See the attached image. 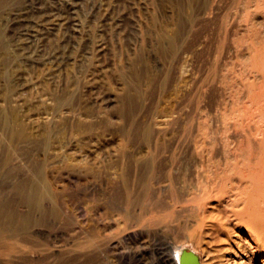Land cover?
<instances>
[{"label": "rangeland", "instance_id": "obj_1", "mask_svg": "<svg viewBox=\"0 0 264 264\" xmlns=\"http://www.w3.org/2000/svg\"><path fill=\"white\" fill-rule=\"evenodd\" d=\"M262 85L264 0H0V264H264Z\"/></svg>", "mask_w": 264, "mask_h": 264}, {"label": "bare ground", "instance_id": "obj_2", "mask_svg": "<svg viewBox=\"0 0 264 264\" xmlns=\"http://www.w3.org/2000/svg\"><path fill=\"white\" fill-rule=\"evenodd\" d=\"M264 85H262V87H263ZM262 90H263V88H262ZM264 91V90H263ZM256 94V93H255ZM261 94V93H260ZM259 94V95H260ZM254 95V94H253ZM258 95V94H257ZM257 95H255V96H257ZM259 97V96H258ZM262 97V96H261ZM263 98V97H262ZM251 100V99H250ZM250 100H249V102H250ZM261 103V102H260ZM248 104V103H247ZM254 106V105H253ZM259 107V106H258ZM254 109V108H253ZM245 111H246V109H245ZM247 112V111H246ZM256 112V111H255ZM257 113V112H256ZM256 115H258L259 116V114L257 113ZM255 115H254V111H249V112H247V114L245 115V117H246V119H245V133H246V137H247V141H248V144L249 145H252L253 144V136H255V135H257V134H259L260 132H261V128H260V126L258 125V121H257V116L256 117H254ZM255 118V121H257V123L255 124V123H253L254 121H253V119ZM260 121V120H259ZM255 124V125H254ZM24 191V190H23ZM24 193V192H23ZM22 193V194H23ZM23 197V196H22ZM24 199H26L30 204H33L35 207H39L40 205H39V198H40V196H39V192L35 189V188H33V189H30V190H27L26 192H25V194H24ZM23 199V198H22ZM41 201V200H40ZM2 205H4V204H1V206ZM0 206V207H1ZM31 206V205H30ZM34 207V208H35ZM36 209V208H35ZM9 219V222H10V227L9 226H6L4 223L2 224V223H0V253H1V250H3V248L5 247L4 246V243H5V239H4V234L6 233V232H10L11 234L10 235H6L7 236V238H9V239H12V238H14V237H16L19 233L18 232H15L14 230V228L13 227H15L16 228V224H20V225H24V226H27L29 223H30V221H31V217H30V215H26V214H19V213H13L12 214V212H9V214H8V216H7ZM2 221V220H1ZM5 222V221H4ZM13 226V227H12ZM259 226V225H258ZM263 226V225H262ZM17 227H19V225L17 226ZM21 228H23V226H21ZM260 229L262 228L261 227V225H260V227H259ZM17 229V228H16ZM258 229V228H257ZM20 233H22V232H20ZM33 242H34V240H32V238L30 239V244H32L33 245ZM183 249V248H182ZM182 249H180L179 251H177V253H176V255H175V258H174V263L175 264H179L178 263V260H179V257H180V254H181V250ZM31 252H33V251H31ZM202 262V261H201Z\"/></svg>", "mask_w": 264, "mask_h": 264}, {"label": "water", "instance_id": "obj_3", "mask_svg": "<svg viewBox=\"0 0 264 264\" xmlns=\"http://www.w3.org/2000/svg\"><path fill=\"white\" fill-rule=\"evenodd\" d=\"M179 264H202L201 257L192 250L183 248L178 260Z\"/></svg>", "mask_w": 264, "mask_h": 264}]
</instances>
